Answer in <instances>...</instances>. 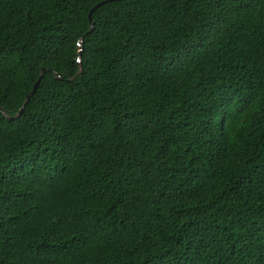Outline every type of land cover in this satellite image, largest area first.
<instances>
[{
  "label": "trees",
  "instance_id": "obj_1",
  "mask_svg": "<svg viewBox=\"0 0 264 264\" xmlns=\"http://www.w3.org/2000/svg\"><path fill=\"white\" fill-rule=\"evenodd\" d=\"M103 1L0 0V264H264V0Z\"/></svg>",
  "mask_w": 264,
  "mask_h": 264
},
{
  "label": "water",
  "instance_id": "obj_2",
  "mask_svg": "<svg viewBox=\"0 0 264 264\" xmlns=\"http://www.w3.org/2000/svg\"><path fill=\"white\" fill-rule=\"evenodd\" d=\"M109 1H115V0H109ZM109 1H103V2H100V3H98L91 11H90V13H89V15H88V20H89V22H90V24L92 25V23H91V13H92V11L96 8V7H98V6H100V5H103V4H105L106 2H109ZM91 29H92V26H91ZM40 79H41V76L39 77V79L36 81V83L33 85V89L31 90V92L29 93V95H27V97H26V99H25V102H27L28 101V99H29V97L30 96H32L34 93H35V91H36V89H37V87H38V85H39V81H40ZM22 110H23V107H21V109L19 110V113H18V115L22 112ZM17 115V116H18Z\"/></svg>",
  "mask_w": 264,
  "mask_h": 264
}]
</instances>
